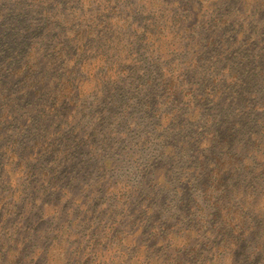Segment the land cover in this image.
I'll return each instance as SVG.
<instances>
[{
  "label": "rangeland",
  "instance_id": "1",
  "mask_svg": "<svg viewBox=\"0 0 264 264\" xmlns=\"http://www.w3.org/2000/svg\"><path fill=\"white\" fill-rule=\"evenodd\" d=\"M21 1L0 5V153L12 137L24 148L42 143L44 150L30 152L53 185L38 199L34 242L44 250L60 243L70 233L61 225L66 220L73 230L69 239L86 225L81 239L91 242L93 261L102 254L110 264H152L163 257L170 264L210 261L211 243L218 241L211 228L223 223L218 210L231 208L219 194L244 203L250 187L262 183L264 48L251 53L263 65L217 63L212 52L193 46L176 21L178 15L195 18L194 8L184 7L192 0H118L113 13L93 0ZM205 25L196 24L194 39L204 35ZM225 37L228 47L229 31ZM36 49L34 76L46 71L44 83L18 87L31 72L25 63ZM247 72L254 80L249 85ZM22 90L38 100L35 118L42 104L62 96L48 117L41 116L48 135L35 126L5 132L7 111L14 105L22 107L19 114L31 109L17 97ZM239 125L238 137H231ZM8 157L0 155V181L16 172L6 165ZM257 213L264 223V204ZM202 222L210 247L198 245L196 254L154 239L155 232L178 241L184 232L177 231L195 234ZM233 253L236 264H264V252L255 253L245 241L241 248L230 246L220 263H230Z\"/></svg>",
  "mask_w": 264,
  "mask_h": 264
},
{
  "label": "trees",
  "instance_id": "2",
  "mask_svg": "<svg viewBox=\"0 0 264 264\" xmlns=\"http://www.w3.org/2000/svg\"><path fill=\"white\" fill-rule=\"evenodd\" d=\"M27 1L28 0H22V6H32L37 2V0H31V2ZM93 1L95 3L99 2L102 11L113 13L116 4L112 3V1L118 0ZM4 2L5 0H0L1 9L3 8ZM89 2L95 4L92 1ZM227 4L228 13L223 10V8H225L224 5ZM184 7L189 10L194 8L193 11L197 12L195 18H193V15L191 19L188 16L182 18L179 17V15L176 18V21L182 22L183 26H185L184 35L187 36L188 39H192L195 48L212 52L217 63H224V61H227L235 67H238L237 64H246L248 68L251 61L254 60L252 58L256 50L264 48V39H260L261 36H264V31L262 34H259V32L262 31L261 28L264 26V0H192L188 2L185 1ZM18 9L19 7L16 6V12ZM13 20L14 18H12L10 22L13 23ZM112 21L113 19L110 18V22ZM197 23L206 24L204 28L205 33L202 37L194 39L193 32ZM156 28L157 26L154 27V29ZM216 29L222 32L218 37L215 34ZM6 31L7 30L2 32ZM228 31L232 39L229 40V46L226 47V43L222 44V41L225 40V33ZM60 38L61 35L58 36V39ZM174 39H176V37H172L170 42H173ZM257 44L261 45L257 46ZM34 55L39 56V49L30 52L29 57H31V59L27 60L25 66L30 69L31 72L28 77L22 80L18 87L26 85L32 88L34 86L38 87L39 84L44 83L42 77L47 74L46 71L42 77L40 74L34 76L36 73L34 69L36 65ZM249 55L250 58L245 60V57ZM252 64L263 65V63L259 61H253ZM237 70L238 68H234L233 70V82L238 80ZM258 71L261 73V68L257 67L256 72ZM13 73L17 74L16 71L12 70L11 75H13ZM255 74L257 75L258 73ZM247 78V85L251 84V81H254L250 79L248 72ZM67 83L69 82L67 81ZM250 87H247V89L249 90ZM21 92L23 95L18 94L17 97L24 103L32 104L31 109L24 114H19L15 110H20L22 107L18 108L14 105L12 111H7L3 116L9 119V123H5V132L9 134L14 129L27 131L35 126L36 130H41L46 133L45 135H48L50 126L47 127L48 131H43L47 122L43 121L41 116L48 117L55 108L58 100L62 99V96L58 95V97L54 99L52 105L42 104V109L39 110L35 118L33 115L34 112L38 111V107L35 106L38 100L35 99L33 94H25V90ZM35 94H37V92H35ZM263 104L264 103H262V105ZM257 106H260V104ZM240 127L239 125L231 129V137H238L239 133L237 130ZM12 138L13 140L7 144L8 147H5L0 153V155H4V153L9 152L6 165L13 166V168H15L14 171H16L14 173H9V178L5 179L4 177L1 178L0 181V264H110V262H108V257L103 254L97 258V261H93V246L91 242L88 243L81 239L83 233L86 232V230L88 231L86 225H83L79 237L76 235V239H69L73 230L68 229L70 226H67L68 223L66 220L63 221L61 225L63 227L66 225L65 228L68 231L70 230V233H67L65 239L60 243L50 242L46 250L41 249L38 243L34 242L36 236L35 229L37 226L36 213L34 211L39 202L38 199L41 197V191H46L50 184L53 185V181L52 179L48 180L50 174L45 169H42L37 163H33L35 157L30 151L32 148H40L42 143H35L31 148H24L23 145H17L15 138ZM43 141L44 143L48 142V140L44 139ZM251 147H253V144ZM40 149L44 150L43 148ZM244 160H248V157ZM236 163H238V160H235V164ZM246 166L248 170V166L250 165L246 163ZM260 176L262 183L259 187L254 184L250 187L251 190H248L244 203H239L242 201H238V197H236L234 198L233 204L232 200L226 199L225 196L219 194L223 201L227 203L231 202V208L228 207L225 211L219 209L218 212L223 223L213 226L212 228L210 227L215 231L217 236L215 239H218V241L215 240L214 243L212 241L213 245L211 243L210 248L212 259L205 264H221L219 256L227 252L228 249L230 250V246L241 248L244 241L246 242V246L252 251L263 254L264 223L261 219L262 216L257 213V210L264 204V169H261ZM216 208H220V203L216 204ZM83 216L85 217L84 221L87 222L89 216L86 217V215L83 214L81 218H83ZM248 221L254 222V225L248 223ZM206 225L207 222H202L195 234L190 230L186 231L185 228L177 231L180 233L184 232V235H180V240L178 241L173 237H158V234L155 232L154 239L159 245L160 243L164 244L160 246L167 247L168 249L174 251L183 249L195 252L196 254V247L198 245H200V247H210L208 244L205 245V241L203 240L205 227L208 228ZM171 232L170 234L173 236ZM234 254L235 253L229 255L230 263L227 262L226 264L234 263ZM163 259L164 260L155 259L153 263L170 264L169 259L166 260L165 257H163Z\"/></svg>",
  "mask_w": 264,
  "mask_h": 264
}]
</instances>
